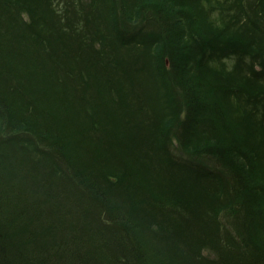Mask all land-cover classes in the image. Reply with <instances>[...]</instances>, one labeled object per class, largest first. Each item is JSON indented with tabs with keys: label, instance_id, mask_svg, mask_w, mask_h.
<instances>
[{
	"label": "trees",
	"instance_id": "obj_1",
	"mask_svg": "<svg viewBox=\"0 0 264 264\" xmlns=\"http://www.w3.org/2000/svg\"><path fill=\"white\" fill-rule=\"evenodd\" d=\"M62 2L63 9H52L55 18H48L39 10L40 0H0V147H5L0 151L15 158L41 159L50 177L45 175L41 183V193L47 189L49 198L41 200V211L35 203L29 206L32 210L24 206L29 214L21 210L18 221L25 220L29 226H14L9 221L16 215L11 213L16 205L10 201L18 192L17 181L4 183L7 161L0 153V264H264V117L261 125L249 119V132L244 133L249 137L231 141L226 113L218 106L222 89L213 85L201 92L203 82L195 70L199 63L219 65L230 80L223 93L229 99H235V93L228 87L238 85L244 91L255 84L258 89L251 95L237 96L244 97L241 108L256 114L260 107L264 116V0H155L147 6L141 0H128V8L135 11L129 8L131 13L121 17L106 14L115 5L113 0ZM217 6L223 12L213 20ZM199 7L206 23L213 25L207 23L211 33L204 30L203 19H198ZM146 10L155 11L158 17L148 16L151 22L166 23L161 31L169 43L163 44V54L157 50L153 55L149 50L160 43L159 32L146 37L140 29L121 27L129 17L137 19ZM151 22L154 29L161 28ZM218 35L221 39L231 36L232 43H212ZM141 48L155 61L159 55L167 56L179 88L176 93L187 100L186 120L174 136H165L161 123L149 128L150 123L138 117L157 99L164 107L161 115L167 119L175 115L173 104L179 99L170 92L164 75L157 78L160 93L156 97L139 93L143 112L138 100H129L130 89H123L127 85L123 76L118 80L111 72L121 64L116 49L137 53ZM232 56L243 58L236 73L246 82L237 84L226 76L230 72L222 65ZM95 60L100 63L93 73ZM160 67L164 68L156 65L158 74ZM47 90L51 99L42 104ZM69 114L84 121L75 134L59 128L60 119ZM202 129L215 136L209 138L212 144L197 148L214 155L219 165H227L224 175L201 164L197 156L188 158L194 156L187 150L197 144ZM82 139L96 143L95 156L90 159L86 158L90 148L79 143ZM175 139L177 148H183L179 154L171 151ZM136 144L145 147V155L133 160L136 165L145 160L146 167L137 165L129 171L128 162L118 158L124 153L117 149L127 152ZM104 164L110 166L106 171ZM192 180L203 187L207 200L202 205L197 200L190 203L192 190L186 187ZM155 185L163 191L153 202L158 207L155 213L161 215L156 225L139 230L133 221L142 201L130 197L135 203L133 211L113 208L116 194L121 195L117 190L140 191L137 196L146 199L149 189H157ZM93 212H107L111 228L103 229L106 224ZM71 213L78 216L77 229L68 225ZM92 244L98 249L93 250Z\"/></svg>",
	"mask_w": 264,
	"mask_h": 264
},
{
	"label": "rangeland",
	"instance_id": "obj_2",
	"mask_svg": "<svg viewBox=\"0 0 264 264\" xmlns=\"http://www.w3.org/2000/svg\"><path fill=\"white\" fill-rule=\"evenodd\" d=\"M49 1L50 0H40L41 7L39 8V10H41L42 14L48 16V18H52V16L55 18V16L52 14V9H56V10L63 9L64 4H63L62 0H52L50 2ZM113 1H114L115 5L112 6V8H111L112 10H110L109 13H106L107 16L121 17V14H123V13H126L125 15H127V14H130L131 11H133V12L135 11L133 8L129 7L131 9V11L128 8V5L125 3V2H128V0H124V2H123V0H121V1L119 0L121 2V5L118 4V2H119L118 0H116V1L113 0ZM141 1H143L142 3H143V5L145 4V6H147L148 3H150V2H153V1L155 2V0H141ZM48 2H49V4H48ZM124 3L126 5H124ZM65 5H67V4H65ZM149 8H151V7H149ZM199 9H200V12H198V19H203V22H202L203 25L202 26H203L204 30L207 33H211L212 30L210 31L207 27L209 22H207L208 24L206 23L207 19L205 16L203 17V10L201 11L200 7H199ZM112 11H113V13H112ZM114 12H116L117 14H114ZM222 12L223 11L220 12V8L217 6V8L215 9V11H214L213 15H211V17L213 16V20L216 18L219 19L218 14L222 13ZM148 16H154L155 20L158 19V17L155 15V11L151 12L149 10H146L145 14L142 15L141 17L137 18V19L133 18V17L130 18L128 16L129 21L125 22V24H127V25H122L121 27H123L125 29L128 28L131 31H136L137 29H140L141 32L146 37H147V33H152V32L158 33L159 32L160 38H161L160 43H157V44L149 47V50L151 51V53H153V55H155V54L157 55V50L158 51L162 50L161 53L163 54V50L166 48V47L163 48V44L165 43V41L167 43H169L167 41L168 38L165 36V33L163 31H161L164 28L163 25H165V27H166V23L157 22L161 25V28L160 29H154L153 27H151L149 25V22H151V21L148 19ZM23 17H25V21H28V19H27L28 17L25 13L22 14V18ZM237 17H238V15H237ZM121 23L122 22H120V24ZM151 23H154V25L157 24L155 21H153ZM209 25H211V24H209ZM211 26H213V25H211ZM262 26L264 27L263 23H262ZM214 29L216 30V27H214ZM230 37L231 36H225V37H222V39H221V36L218 35L217 37H215L214 40H212V43L216 44V42L219 43L221 41L232 43V42H230V40H231ZM12 43H16V41L14 40ZM60 43H63V42L60 41ZM64 43H66V42H64ZM148 43H151V42H148ZM107 50H109V49L107 48L106 51ZM115 51L118 53V58L121 56L120 59L121 58L122 59H121V64L117 65L118 67L116 69H112L111 72H112L113 76H115V78H117L118 80H120L123 76L124 82L127 84L125 87H123V89H130L129 95H131V96H129V100H132V98H133L134 101H137L138 97H139V93H141V92H145V93L147 92L148 94H154L153 97H156V94L160 93L159 89L156 88L160 82L157 78L164 75V80L166 82V85L167 86L170 85V87H169V88H171L170 92L172 94L176 95V97L179 99V102H177V103L174 102V104H173L174 110H175V112H174L175 115L173 114L171 117H168V119H167V116L161 115L164 107L161 106L159 99H157L156 101H152V105H150V106L148 105L147 107L145 106V108L148 109V111L147 110L146 111L149 114L146 113V111L144 110V106L141 105L142 101L138 100L139 101L137 103L138 105L137 104L136 105L141 106L142 111L143 112L145 111L142 115L138 114L140 121L150 123L149 128H153V126L161 123L162 132L164 133V135L165 136L166 135L174 136V134L177 133V131L179 130V128L181 127L183 122H185V120H186V111H185L186 109L185 108H187V102H186L187 100L184 99L183 97H181L180 95L178 96V94L176 93V92H179V90H177L179 88L176 86V83L173 80L172 70H171L172 65H170V61H169V59H167V56L161 57L159 55L158 61H155L154 57H151V59H150L148 54L145 53L144 48H141V50L138 51L137 53H129L126 51L123 52V50H121V49H116ZM164 52H165V50H164ZM167 55H168V51H167ZM242 60H243V58L240 56L238 58H236V56H232V59H224L225 64L223 63V65H222L226 69L227 72H230L226 76L230 77V78L233 77V79H231V80L237 82V84L239 82L242 83L243 81L246 82V79L241 80L240 79L241 77H239L236 73L238 71V65ZM246 60H247V63H250L251 57L247 56ZM99 63L100 62H98L96 60L94 61V63H92L94 65L92 68L93 73L97 69V65ZM156 65H160V66L164 67L163 69H161V67H160L159 74H158V71L156 70ZM250 65L255 67L256 69H258V67H259V65L258 64L256 65L255 63H252ZM220 68L221 67L215 63H212V65H210L209 63L208 64L199 63L198 67L196 66V69H195L197 71L201 81L203 82V84H201L199 89H201V92H202L203 89H205V88L207 90L211 89L213 85L220 86V89H222L221 90L222 95H220V96H222L223 98L221 99L222 101H220V104L218 106L221 109V111H224L226 113V116H225L226 125H229L231 127V133L228 131L229 133L227 134V136L230 137L231 141L236 140L239 142V140H241V139L244 140L248 136V134L244 135V133L249 132V129H248L249 119L252 118L257 123H260V125H261V122H262V119L264 116H263V113H261L262 111L260 110V107H259V110L257 111L256 114H253L251 111H249V108H248V110L241 108V102H244V101H242L244 97H239V96H237V94H244L246 96H249V95H251L250 93L253 90L258 89L257 88L258 86H256L255 84H250L251 87L249 85H247L245 87L246 90H244V91L239 90L238 88H240V89H244V88H242L238 85L237 86H235V85L230 86L228 88L233 87L232 92L235 93V95H234L235 99L234 98H230V99L226 98V95H224L223 93H225V91L227 89V84L230 83V80H229V78L224 77ZM245 69H247L246 65H245ZM162 84L164 85V83H162ZM206 85H207V87H206ZM221 85H222V87H221ZM193 89H195V88H193ZM37 90L40 91V89H37ZM48 90L46 93L47 98H45V101H42V104H46L47 101H49L51 99L49 97V91ZM132 91L134 94L137 93L138 96L134 95L132 93ZM43 92L41 91V94H43ZM102 94H105V92H102ZM215 95H217V94H215ZM233 100H234L235 106H233V104H232ZM209 101H215V100L210 98ZM212 105L213 104H211L210 106H212ZM236 107H237V109H236ZM251 107H253V105H250V108ZM178 110H180V111L178 112ZM216 110H217V108H215L212 111H216ZM259 111H261V112H259ZM106 113H107V111H105V114ZM154 114H157L158 116H155ZM207 114H211V113L207 112ZM133 115H135V114L133 113ZM66 116H67L66 118L63 117V119H60L59 128L60 127L64 128V130H63L64 132L69 131L68 132L69 134H75V132H77V129H78L77 127H79V126L81 127L82 124L84 123V121L82 119H79L78 117H76L74 115L69 114ZM135 116H137V115H135ZM153 116H154V118H153ZM145 117H147V118H145ZM142 118H144V119H142ZM141 126H144V124L141 123ZM6 128L7 127H5L4 129H6ZM99 131H98V133H99ZM104 131H105V129L102 128V133ZM214 133L215 132H209V130L205 131V129H202V133L200 135V138L197 137V139H198L197 144H195L194 148L191 147L190 149L187 150L190 153V155H194V156H189L188 158L190 160H192L193 157L197 156V158H195V159L199 160V162H201V164L205 163V166L207 168L214 169V170H216V169L220 170V171H222V175H224L225 174V168L227 167V165L223 166V163H222V165H219V163H218L219 159H217L214 155L208 154L206 151H204L205 150L204 148L203 149L197 148L198 146L201 147L202 144L204 146H207L208 144H212V141L209 138L211 137L212 134H213V136H215ZM35 138H33V139H35ZM222 138L227 139V137H224V136ZM71 139H73V138H71ZM175 141H176V143H175ZM92 142L93 143H90V142L83 140V139L81 142H79L81 144V147L84 146L87 149L90 148L89 154L86 157L87 159L92 158L93 155L95 156V153H93V149L95 150L94 145L96 143L94 141H92ZM174 143L175 144H174L173 148L171 147V151H174V152L179 154L180 151L181 152L183 151L182 150L183 148H181V149L177 148V146H176L177 145V139L174 140ZM110 144H113V143H109V145ZM1 148L4 149L5 147L1 146L0 149ZM111 148L112 147H110L109 150ZM144 148L145 147H143V145L139 146L138 144L133 145L132 150H129L127 152H125L124 149L118 148L117 150H119L120 153L121 152L124 153V154H119L118 158H119L121 163L122 162H124V163L128 162V164L125 165V167L130 171L138 165V164L136 165L137 160H135V159L133 160V158H135L137 155H143V154L145 155ZM0 153L5 157V159L7 161L5 163V167H7V169H6L7 174L5 175L6 177L4 178V183L12 185L13 184L12 182L16 183V181H17L18 192L16 195H14L15 198L17 197L16 198L17 201L13 196H11L12 201H10L13 204L15 203L14 206L16 205L15 210H11V213H16V215L13 216L14 219L11 218L12 220L9 222L12 223L14 226L19 224L22 227L27 228V226H29L28 225L29 222L27 224H25V220H24V222L21 221L22 219H20L18 221V215L21 214L20 213L21 210H22L23 214H25V215L29 214V212H27V208H24V211H23V207L28 205V208H29V206L32 203L37 204L36 208L39 211H41V200H43V199L48 200L49 199L48 197H46V195H48L46 192L47 189L45 190L44 194L41 193V189H42L41 183H42L43 179H47V177L50 178L47 175L49 172L46 171V167L43 164H41L42 162H41V159H39V158H36L35 160H33L32 159L33 156L32 157L27 156L25 158L26 155L25 156L20 155L19 158H15L14 156H9L12 154H6L5 155L1 151H0ZM165 157H164V159H165ZM27 161L29 162V164L27 163ZM87 161L88 160H84L83 163H86ZM145 163H146V161L144 160V164ZM144 164L141 163V165H138V166L146 167L145 166L146 164L145 165ZM163 164H165V163L163 162ZM103 168H104L103 170L106 171V170H108V168H110V166H106V164H104ZM19 170H22V171H20V173H18ZM255 170L256 171L259 170V166H257L255 168ZM173 171L175 173H178V172L181 173L182 172L180 169H174ZM151 173H152V170H151V172H149V175ZM180 173H178V174H180ZM163 183H164V181H163ZM52 185H53V182L51 180L49 187H51ZM153 187L157 188V189H149V192H147L148 194H147L146 199H140L137 196V193L139 194L140 191L139 192L122 193V190H117V191L121 192V195L118 193L116 194V198L118 199V201H114L115 204H113L114 205L113 208L115 210H117V208H118L120 211H123V209L125 211V209L128 208L130 211L131 210L133 211V209L135 208V203H133L130 200V197L133 198V200L137 203L139 201H142L139 208H135V209H137V212H134L133 216L131 213L133 221L136 222V226L138 227L139 230L146 229L149 225H151V226L156 225L157 224L156 221L161 218V215H158L155 213L158 211V207L155 206L153 204V202H154V200L158 199L159 196L163 195V191H162V188H160L157 185H155ZM3 188L6 189L5 187H3ZM186 188H187V190H192L191 194L193 197H191V198L193 200L190 201V203L192 205H194V200H197L195 202H199V204H201V205H202L203 201L207 200L205 194L202 193L203 187L201 186L200 183L198 184L197 182L192 180L191 184L189 186H187ZM80 195H82V193ZM5 196H7V194H5ZM110 197H112V196H110ZM105 200L108 201V203L110 201L108 199H105ZM56 201H58V200H56ZM115 206H117V208H115ZM54 208L56 209V206H54ZM80 209L81 208H79V210ZM30 210H32V209H30ZM7 212H9V211H7ZM78 212L80 213V211H78ZM71 214H72V216L71 215L69 216L68 222H70V223L68 225L70 226V224H71L72 226H75L77 229V224L80 223L77 221L78 216L76 213H71ZM91 215H93L96 219H98L102 224H106V225H104L105 227L103 228L105 230H107V228H111V225H113L112 222L109 221V216H108L107 212H103V214H99V215H98V213L93 212V214H91ZM21 216L23 218H25V216H23V215H21ZM84 217H86V216L84 215ZM81 226L83 227V223L81 224ZM81 226H79V228H82ZM12 228H14V227H12ZM69 229H71V227ZM36 236L39 237L37 234H36ZM46 237H48V236H46ZM92 248H93V250L98 249V248H94L93 244H92ZM65 251L67 252L68 250L66 249Z\"/></svg>",
	"mask_w": 264,
	"mask_h": 264
}]
</instances>
